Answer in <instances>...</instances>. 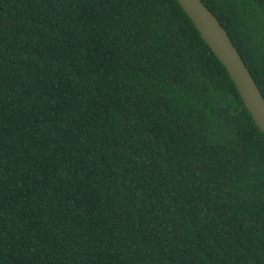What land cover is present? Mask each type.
Masks as SVG:
<instances>
[{
	"label": "trees",
	"instance_id": "1",
	"mask_svg": "<svg viewBox=\"0 0 264 264\" xmlns=\"http://www.w3.org/2000/svg\"><path fill=\"white\" fill-rule=\"evenodd\" d=\"M264 97V0H201ZM0 264H264V133L177 0H0Z\"/></svg>",
	"mask_w": 264,
	"mask_h": 264
},
{
	"label": "water",
	"instance_id": "2",
	"mask_svg": "<svg viewBox=\"0 0 264 264\" xmlns=\"http://www.w3.org/2000/svg\"><path fill=\"white\" fill-rule=\"evenodd\" d=\"M177 2L213 54L225 67L238 90L244 107L256 126L264 133V97L227 31L201 0H177Z\"/></svg>",
	"mask_w": 264,
	"mask_h": 264
}]
</instances>
